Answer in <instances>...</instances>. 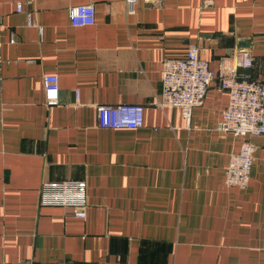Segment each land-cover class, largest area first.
Masks as SVG:
<instances>
[{
	"label": "crops",
	"instance_id": "0c3cea01",
	"mask_svg": "<svg viewBox=\"0 0 264 264\" xmlns=\"http://www.w3.org/2000/svg\"><path fill=\"white\" fill-rule=\"evenodd\" d=\"M89 3L94 24L72 27ZM0 14V264H264V135L239 189L225 177L243 138L217 129L221 60L248 51L264 81V0H0ZM189 45L215 76L186 124L157 102L164 60ZM122 104L144 107L141 128L97 126ZM64 181L86 183L85 218L39 205Z\"/></svg>",
	"mask_w": 264,
	"mask_h": 264
},
{
	"label": "built area",
	"instance_id": "2783aa9c",
	"mask_svg": "<svg viewBox=\"0 0 264 264\" xmlns=\"http://www.w3.org/2000/svg\"><path fill=\"white\" fill-rule=\"evenodd\" d=\"M136 0H127L132 9ZM18 13L23 4H16ZM72 27L92 26L95 22L93 4L72 6L68 10ZM1 18V14H0ZM27 25L35 26L28 16ZM14 42L13 39L10 40ZM254 59L245 50L224 57L217 71L219 89L228 95V104L217 124V129L243 138L239 151L231 155L225 177L228 187L245 189L251 179L255 147L250 137L264 135V81L253 78L250 70ZM215 74L200 57L199 47L189 45L182 58H166L162 69V93L159 106L180 109L186 124L193 108L201 106ZM45 105L53 107L59 101V79L56 75L43 77ZM144 107L134 104L100 106L97 126L101 129H138L143 126ZM39 205L69 208L77 218H85L87 187L84 181L43 182Z\"/></svg>",
	"mask_w": 264,
	"mask_h": 264
},
{
	"label": "trees",
	"instance_id": "16d2710c",
	"mask_svg": "<svg viewBox=\"0 0 264 264\" xmlns=\"http://www.w3.org/2000/svg\"><path fill=\"white\" fill-rule=\"evenodd\" d=\"M250 72H251V74H252V76H253V73H252V69L250 70ZM254 78V77H253ZM255 79V78H254Z\"/></svg>",
	"mask_w": 264,
	"mask_h": 264
}]
</instances>
